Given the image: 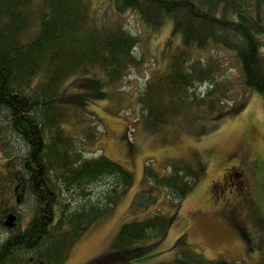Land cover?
Segmentation results:
<instances>
[{"label": "trees", "instance_id": "trees-1", "mask_svg": "<svg viewBox=\"0 0 264 264\" xmlns=\"http://www.w3.org/2000/svg\"><path fill=\"white\" fill-rule=\"evenodd\" d=\"M111 7L101 13L91 0H0V264H63L118 193L134 186L132 171L91 155L100 135L93 105L111 101L114 115L137 108L169 141L201 135L207 122L239 113L250 91L264 105V0H112ZM130 12L151 36L171 23L172 36L182 37L137 94L126 80L145 70L136 48L146 38L128 28ZM217 50L231 54L236 72L228 73ZM198 174L189 158L162 171L147 165L146 192L161 187L179 203ZM13 193L17 205L8 203ZM154 202L151 195L145 206ZM171 221L157 211L126 222L117 242L163 239ZM187 240L182 236L183 252L163 264H241L206 260ZM261 252L256 264H264V243Z\"/></svg>", "mask_w": 264, "mask_h": 264}, {"label": "rangeland", "instance_id": "rangeland-1", "mask_svg": "<svg viewBox=\"0 0 264 264\" xmlns=\"http://www.w3.org/2000/svg\"><path fill=\"white\" fill-rule=\"evenodd\" d=\"M91 2L101 13L112 11V0ZM126 16L128 28L146 38L136 48V53L147 59L145 70L142 74L131 73L126 80V87L137 94L150 72L166 66L163 63L165 52L181 46L182 37L172 36L171 23L151 36L137 15L130 12ZM216 53L229 61L226 63L230 69L228 73L237 71L228 59L231 54L223 50ZM247 96L246 106L239 113L207 122L206 132L201 135L181 134L171 141L142 121L137 108H128L125 114L114 115L110 112L111 101L93 105L91 110L100 123L97 145L100 150L91 155L102 153L121 164L133 172L135 183L130 189L118 193L112 208L78 238L63 264L173 262L186 247L179 243L184 235H187L194 252L206 260L256 264L264 243V105L260 94L250 91ZM176 158H189L199 169L188 196L178 203L164 188L154 187L151 193L146 192L152 186L146 179L147 165L162 171ZM0 170H6L3 150H0ZM232 170V176L243 172L248 181L244 189L235 187L225 199L226 192L220 182ZM151 195L155 202L145 206ZM15 197L16 193L8 196L10 205H17ZM157 211L172 217L165 238L144 244H118L117 235L123 224ZM144 246H148L147 250L139 249Z\"/></svg>", "mask_w": 264, "mask_h": 264}, {"label": "flooded vegetation", "instance_id": "flooded-vegetation-1", "mask_svg": "<svg viewBox=\"0 0 264 264\" xmlns=\"http://www.w3.org/2000/svg\"><path fill=\"white\" fill-rule=\"evenodd\" d=\"M234 174L233 170L228 172L222 179L221 187L223 188V192H226L225 199H228L230 196L229 194H232L235 187H239L243 189L246 187L247 177L243 172L235 173V177L232 176ZM222 195V193H221ZM222 197V196H221Z\"/></svg>", "mask_w": 264, "mask_h": 264}]
</instances>
